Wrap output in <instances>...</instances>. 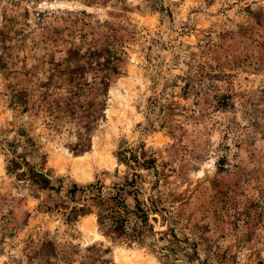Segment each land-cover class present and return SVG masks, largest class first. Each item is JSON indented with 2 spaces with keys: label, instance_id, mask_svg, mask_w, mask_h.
Instances as JSON below:
<instances>
[{
  "label": "rangeland",
  "instance_id": "rangeland-1",
  "mask_svg": "<svg viewBox=\"0 0 264 264\" xmlns=\"http://www.w3.org/2000/svg\"><path fill=\"white\" fill-rule=\"evenodd\" d=\"M0 264H264V0H0Z\"/></svg>",
  "mask_w": 264,
  "mask_h": 264
}]
</instances>
